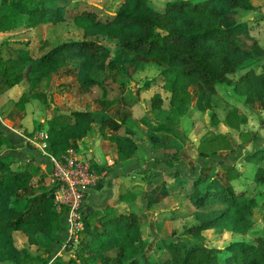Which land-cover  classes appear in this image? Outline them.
Returning <instances> with one entry per match:
<instances>
[{
    "label": "trees",
    "instance_id": "trees-1",
    "mask_svg": "<svg viewBox=\"0 0 264 264\" xmlns=\"http://www.w3.org/2000/svg\"><path fill=\"white\" fill-rule=\"evenodd\" d=\"M75 4L77 7L70 12ZM96 7L97 4L85 0H0V28L30 27L70 19L82 31L80 38L55 43L38 55L32 54L27 41L2 39L0 76L9 85L22 78L28 83H36L60 69L65 75L75 76L80 85H85L97 78L108 79L107 69H117L125 74L126 66L121 57L138 54L162 64L160 74L164 87L170 91L171 104L187 101L188 87L191 86L208 109L209 118L215 120V85L224 83L247 99H257L264 110V69L255 72L256 57L252 47L239 41V35L250 37L248 22L221 23L234 8L253 9L255 5L251 0H164L161 10L152 8L147 0H120L114 10L107 11L102 17L97 14ZM17 15H23L25 22L17 24ZM101 35L115 38L122 51L105 59L108 49L101 43ZM152 80L153 77L146 79L143 86ZM118 96V93L99 96L100 110L56 112L54 109L47 125V150L56 157L65 153L70 139L86 135L94 121L99 135L112 142L117 159L131 157L136 148L135 130L123 118L102 108L114 104ZM149 102L152 108H158L161 97L154 93ZM236 111V106H231L226 114ZM236 115L239 123L245 122L244 114L237 111ZM139 119L151 130L177 134L166 123L153 122L146 116ZM239 134L248 135L241 130ZM149 138L152 141L157 139L152 134ZM4 141L5 137L0 135V144ZM220 141L233 149V141L226 134H217L207 143ZM263 157L264 146L246 151L241 156L255 162ZM91 164L98 171L103 168L94 161ZM38 169L37 164L32 168L12 169L8 160H0V262L20 264L34 259L27 246L14 243V230L23 232L27 243L33 245L38 243V236L48 245L59 232L60 212L54 200L53 186L45 187V184H35L32 180L35 174L37 182L43 180L44 173H36ZM229 169V166L222 168L224 173L220 178L202 181L197 176L183 185L195 208V220L184 225L181 233L191 235L194 241L169 239L164 244L167 255L157 262L150 261L139 246L141 218H146L144 212H135L133 208L116 211L111 204L102 209L85 204L80 209L85 228L78 238L79 251L69 258V264H94L96 259L103 261L110 258L104 251L111 247L120 249L119 256L111 258L116 264H216L221 250L226 264H264V235L256 236L253 241L232 240L222 248L201 242L203 229L220 226L243 232L253 223L246 192L255 185L235 187L222 177L231 173ZM252 178L255 184L264 186V168L255 166ZM22 191L30 194L25 195L17 206L12 205V199ZM121 196L132 199L134 193L127 191ZM93 219H97L98 226L90 227ZM55 264L62 263L58 259Z\"/></svg>",
    "mask_w": 264,
    "mask_h": 264
},
{
    "label": "crops",
    "instance_id": "crops-1",
    "mask_svg": "<svg viewBox=\"0 0 264 264\" xmlns=\"http://www.w3.org/2000/svg\"><path fill=\"white\" fill-rule=\"evenodd\" d=\"M157 1L162 2L163 4L164 0ZM251 2L257 6L263 4L264 0H251ZM63 21L71 20L65 19L57 22H45L30 27H22V25H19L14 28H9V30L0 28V41L2 39H5L1 38L2 34L7 33V35L10 36L7 37V39L27 41L28 47L31 50L32 54L38 55L39 53L48 49L51 45L63 40H68V38L57 42L53 41L49 44V41L47 39L43 37L40 38V36H36L35 31L41 29V27H45L48 25H56L59 22ZM73 24L75 23L73 22ZM249 35L251 36L250 32ZM106 47L108 49V46ZM116 50L117 51L114 53V55L108 50V55L115 56L116 54L117 56V54L122 51L119 50V47ZM262 56H264V54H262ZM121 58V62H124L126 66L125 74H121L117 69L106 70L108 79L115 82L118 87V99L114 104L103 106L102 108L107 113H114L117 117L123 118L126 124L132 125L133 129L135 130L134 136L136 138V148L131 157L126 159H117L112 142L108 139L102 138L99 135L97 131V123L94 121L91 122V127L87 131L86 135L77 139H70V146L67 149V152H70L74 156L79 158H87L88 156H91V159L95 161L97 166H103L105 168L107 167L106 165L112 162V167L114 168V173L112 174L114 178H112L111 181L108 183L107 188L103 192H100L98 197L96 193L92 191V188H88L89 190L86 189V195L83 200V202L85 201V204H89L94 208L102 209L107 204H116L112 203L114 199L110 197L115 195L116 201L121 200V194L125 193V191L133 192L135 198L136 191L132 189L133 184H131L130 178L132 175L131 172L133 170H140L139 167L142 166V169H150L151 175H155L157 177V173H161L160 168L165 165L164 160H166V158L163 157H167L166 154L162 153L166 151V149L170 148L173 149V151L171 152V156L168 157V168H171L173 166V168L175 169L174 171L179 172L178 177L176 178V183L178 184V186H180V188H182L183 193H185L183 185L190 183V181L196 178L197 176L200 177L202 181L208 180L213 177L220 178L221 175H223L224 173L222 168L228 166L226 164L223 165V163L227 161H230V165H234L233 168L236 169V177L234 178V182L237 184V186L233 184L235 187L239 188L247 185H255L252 178L253 171H251L250 174H246L245 171L241 170L240 165L244 162H251L241 158L244 152H251L254 148L264 146V137H262L261 135L264 131V124H261L262 127H259V130L254 128L253 126H249L250 118L256 119V115L258 116L259 111L263 110L257 99H247L245 96L235 93L232 90L231 86L226 85L224 83L215 85V93H220L219 91H223V89H225L226 93L230 94L234 98L232 100L235 101L234 105L236 107H240L242 111H244L243 113L246 117L244 123L246 124V126H244V128H240L237 134L233 136L231 135V128H227V126L223 123L224 121H221V119L218 120V122L216 123V127L212 125H210L211 127H209L207 124V118L205 117L202 118V121L198 120L199 117L197 113H202V111L204 110L208 111V109L202 105L200 99L193 91L191 86L188 87L190 95L187 101L181 104H171L169 102L170 91L163 85L164 79L160 74V70L162 68L161 63L157 62L152 58L143 57L138 54H125ZM147 61H153L154 63H156V73L150 76H146L143 79H140V77L138 78L137 75L140 76L139 73L143 70L142 67ZM128 74L130 76H128ZM54 76L60 79L64 76L71 77L63 73H61V75L51 73L48 77H44L36 83H28L24 78H22L18 82L9 85L5 82V78L3 76H0V135H4L6 132H11V134H14L16 135V137H18V141L20 142V144L16 145L15 147L18 151L17 154L11 153V155L4 153L0 156V160H4L6 155L9 157V159L6 160L9 161V166L12 169L23 168L26 165L25 162L28 163L27 161L29 160V157H37L38 154L40 157L37 158V162H44V156L40 154V149L36 145L38 141H40V138L37 136V133L41 131L44 135H46L44 137V140H47V125L52 120L54 109H56V112L72 111L57 106L55 107L51 102L49 106V109H51V111L47 110V113L39 117L42 112L36 107H30L32 105V101L35 100L34 98H36L35 96L40 95L42 93L43 87L47 86L51 82L50 79ZM151 77H153V80L150 81L146 87L143 86L144 81ZM131 81L135 82V87L130 85ZM157 84L162 89L168 92L167 106L163 105V95L161 96L160 88H156V86L158 87ZM23 87H28V92H26ZM146 91H149V93L145 101H143L142 98H138L140 97L139 95L141 93ZM154 93H157L161 97V104L158 108H152L149 102V98ZM196 103V108H194L192 104L194 105ZM138 105L141 107L140 110H138ZM243 106L245 107V110ZM199 107H202L203 110H199ZM59 109L64 111H59ZM100 109L101 107L96 110ZM207 115L209 118V111L207 112ZM140 116H146L153 122L166 123L167 125L173 127L177 134L165 132L162 130H151L140 122ZM25 117L27 118V120L24 123ZM133 121L137 124V127L133 126ZM129 122H131V124H129ZM198 122L202 126V129L201 131L196 132L198 128ZM137 130H139L141 134L137 133ZM240 130L246 133L250 132L249 136H241L239 134ZM21 132L23 134H27L30 138L31 136L35 135L33 137V141L30 142L32 143L31 145L35 148V150L34 148L32 149L27 145L26 148L25 144L21 142L23 138L20 136ZM150 134L156 136L157 139L153 141L150 140ZM217 134H226L233 141V149L230 150L228 147L225 148L222 146H216L214 148L212 143H207V141L213 139ZM45 143L47 144L46 141ZM201 146H204V148H201ZM183 149V156H180V154L178 155L177 152H181V150ZM238 149L241 154V156L239 157L240 159L237 158ZM47 152L49 151L47 150ZM201 152H204V154L201 155ZM151 156L159 159L156 164H150L151 161L154 160ZM213 164L215 166L220 164L219 166H221L222 170L221 175L218 173V171H216L213 175L209 174V170L207 169V167ZM254 165L257 166L261 164H258L257 162L254 163ZM250 179L252 180V183L243 182V180ZM144 184L148 187L146 188V190L154 187V184L150 179H145ZM122 187L127 188L125 190H122ZM153 191L155 190H152V192ZM159 191L161 190L158 189L157 192ZM93 202L98 204L96 205ZM189 204L193 207L190 201ZM112 207L116 211H121L129 208L126 207L123 209H117L115 208V205H112ZM187 211L189 213L187 217L192 218L191 221L193 222L195 220L191 216V214L193 215V213H190L191 210ZM59 224L62 226L61 231L63 232V226L66 224L64 215L61 218ZM97 224V219H93L90 223V227H96L98 226ZM80 226H82V228H85V224L83 222L80 224ZM202 231L201 233L202 235H204V232ZM16 232H18V230H14L13 234ZM23 239H26V237ZM20 264H31V262L22 261Z\"/></svg>",
    "mask_w": 264,
    "mask_h": 264
},
{
    "label": "rangeland",
    "instance_id": "rangeland-1",
    "mask_svg": "<svg viewBox=\"0 0 264 264\" xmlns=\"http://www.w3.org/2000/svg\"><path fill=\"white\" fill-rule=\"evenodd\" d=\"M6 1V0H4ZM87 2H93L95 4H98L97 8V14L102 17L107 14V11L114 10L119 0H85ZM72 2V0H71ZM147 3L154 7L157 10L162 9V2H159L157 0H147ZM79 6V4H77ZM86 5V4H81ZM261 6V7H260ZM76 4L73 5V7L70 8V12L72 8H76ZM246 20L248 22V29L251 34L250 37H245L242 35H239V41L244 44L247 47H252L253 52L255 53L254 56L256 57V65H255V72L261 71L264 69V3L260 5H255L253 9H240V8H234L233 11L230 13V15H227L224 17V19L221 21L223 24L227 23H233L236 21ZM17 24L21 22H25V17L23 15H17ZM9 30V29H6ZM81 29L76 25L73 24L71 21H63L59 22L56 25H48L45 27H41V29H38L35 31L36 36H40V38H45L49 41V44L53 41L57 42L63 39H75L81 37ZM10 37L7 35V33L2 34L1 38H7ZM33 37V35H32ZM101 43H103L105 46H108V50L110 53H114L117 51L119 45L115 38L107 37L104 35L99 36ZM116 56V54H115ZM109 55L105 57V59H108ZM119 58V57H118ZM120 59V58H119ZM143 70L137 75V77L140 79L145 78L146 76H150L152 74L156 73L157 67L156 63L153 61H147L143 65ZM129 69V68H128ZM62 71L59 69L54 74L61 75ZM128 76H130L128 74ZM68 80V81H66ZM50 83L47 86H44L42 89V93L40 95H36L34 98L35 100L32 101V105L30 107H36L38 108L42 113L39 115V117L43 116L45 113H47V110L49 109L50 103L52 102L53 105L56 107L64 108L67 110H73V109H89V110H96L99 109L101 106L99 101V96L103 94H114L118 93V87L115 82L111 81L110 79L106 78H97L95 82L85 85H80L77 78L75 76L66 77L63 78H57L52 77L50 79ZM130 85L135 87V82H130ZM158 85V84H157ZM226 86V85H225ZM24 88V87H23ZM28 87H25L24 90L28 92ZM156 88H160L161 90V96L163 95V105L167 106L168 101V92L162 89L159 85ZM219 91V89H218ZM220 93H215L213 96V104L215 106V110L217 113V119L211 120L208 118L207 110L202 111V107H199V110L202 111V113H197L198 120L202 121L203 117L207 118V124L209 127L215 126L218 120L221 119V121H224L223 123L227 126V128H231V135L235 136L240 128H244L246 126L245 123H239L237 119H239L237 114V111L240 114H244L242 109L240 107H236L237 111L234 113H227L226 110L229 108L231 109V106H234L235 101H232L234 98L226 93L225 89L223 91H219ZM149 91L141 93L138 98H142L143 101H145L146 97H148ZM196 104H192L194 108H196ZM140 106L138 105V110H140ZM244 110L245 107L243 106ZM206 114V115H205ZM231 115V116H227ZM255 118H250L249 126H253L254 128L259 130V127H262L261 124H264V110H260L258 113V116L256 115ZM27 120L25 117L24 123ZM133 121V126L137 127V124ZM259 123V124H258ZM131 124V122H129ZM39 125V124H38ZM193 125V122H192ZM42 126V125H41ZM202 126L198 122V128L196 132L201 131ZM137 133H140L139 130H137ZM248 133V132H247ZM141 134V133H140ZM250 132L247 136H249ZM262 137H264V131L261 134ZM5 141L0 144V156L1 154H11L15 153L17 154V149L15 148L16 145L20 144L18 141V137L16 135L11 134V132H6L4 135ZM46 136V135H45ZM197 136V135H195ZM43 135H40V141H46L44 140ZM43 139V140H41ZM239 139V138H238ZM27 138H22V141L28 147L34 148L30 143L27 141ZM226 141V140H224ZM184 142V141H183ZM185 143V142H184ZM228 144V142L226 141ZM41 142L38 144L40 145ZM225 146L227 145L224 142H216L213 144V146ZM229 145V144H228ZM141 147V146H140ZM139 147V148H140ZM27 148V147H26ZM46 149V147H44ZM201 148H204V146H201ZM215 148V147H214ZM35 150V148H34ZM173 149H166L162 154H166L167 157L166 160H164L163 167L160 168L161 173H157V177L155 175H151L150 169L144 168L140 166V170H133L131 172V184H133L132 189L136 191L135 198L132 199H122L117 200L115 199V195L111 196L110 198H113L114 200L112 204L115 205V208L117 209H123L126 207L134 208L135 212H141L142 211L146 214V218H141L140 223V233H139V246L141 247V252H144L150 261L155 260L157 262V259H160L167 255L164 244L169 239L176 240V239H182L184 241H192L193 237L189 234H182L181 230L184 225L190 224L192 221V218H188L187 215H189L187 210H191L190 213L194 212V207H192L189 204V200L185 193L182 192V188L178 186L176 183V178L178 177V171H174L175 169L173 166L171 168H168V160L171 156V152ZM35 152V151H31ZM178 151V155L183 156L184 149L181 150V152ZM41 154V153H40ZM238 159L241 156L240 151L238 149ZM12 155V154H11ZM42 155V154H41ZM39 154L36 157H29L28 163L25 162V166L27 168H32L38 165L39 169L36 171V173L43 172V180L41 182H37L36 179L38 176L36 174L34 175V178L32 179L35 184H45L44 186H53V190L56 189L61 184V180H56L55 178H52L48 172V164L46 161L44 162H37V158H39ZM153 157V156H151ZM89 160L93 161L91 159V156H88ZM142 158V157H141ZM5 159H9V157L6 155ZM150 164H156V162L159 160L158 158L153 157ZM90 161V162H91ZM241 161V160H240ZM95 162V161H94ZM189 162V161H188ZM258 166H261L264 168V158L257 161ZM257 162H244L241 163L240 168L241 170L245 171L246 174H250L251 171H253L255 165L254 163ZM198 164V163H197ZM226 164L230 167L229 174L225 173L226 177H223L225 180H230L235 186L237 184L234 182V178L236 177V169L233 168L234 165H230V161L224 162L223 165ZM218 165H211L208 166L207 169L209 170V174L213 175L216 171L221 175L222 170L221 166ZM107 167H103L101 170L96 171L92 174V180L90 179L91 183L88 184V186L85 188L90 189L92 188V191L96 193L97 197L99 196L100 192H103L106 188L108 183L111 181L112 174L114 173V168L112 167V162L106 165ZM41 170V171H39ZM134 172V173H133ZM151 175V176H150ZM185 175V173H184ZM183 175V176H184ZM111 177V178H110ZM110 178V179H109ZM188 178V177H187ZM145 179L152 180L154 187L147 189V186L144 184ZM190 180V179H187ZM243 182H251L252 180H243ZM255 184V183H254ZM91 185V186H90ZM251 186V185H247ZM127 188V187H126ZM126 188L122 187V190H125ZM88 189V190H89ZM159 190V192H157ZM121 190V191H122ZM152 190H155L152 192ZM157 190V191H156ZM55 191V190H54ZM83 193V200L85 198L86 192ZM127 191H125L126 194ZM247 200L249 199V203L252 210V218L253 223L249 225V227L243 231V232H235L228 229H225L220 226L211 227L209 229L203 230L204 232L203 239L201 242H204L205 244L209 246H217V247H223L226 243L232 241V240H247V241H253L256 236L264 235V225H263V214H264V186L255 184V187L252 190H249L246 192ZM30 194L29 191H22L18 192L16 196L12 199L11 204L14 206H17L22 199L25 197V195ZM119 199V198H118ZM108 200V199H107ZM56 202V207L58 208L60 214H59V223L61 221V218L63 215L65 216V210L63 205L61 206L58 204V201ZM94 203V202H93ZM85 204V201L82 202V207ZM98 204V203H94ZM81 213L79 212V215ZM141 216V215H140ZM191 216L194 218V216L191 214ZM81 220V218H80ZM66 221V220H65ZM72 227L70 228L69 225L63 226V232L61 231L62 226L59 224V232L54 238L53 241L49 242V244L44 243V239L40 236H38V243L28 244L26 239H23L26 237V235L18 230V232L13 234V240L16 245H25L27 246L29 252L33 255L32 260H30L31 264H55L58 259H60V263L62 264H69V258L73 257L76 252L79 251L80 243L78 241V238L80 236V232L82 231V226L78 227ZM71 229V231L69 230ZM191 239V240H190ZM194 241V240H193ZM60 250V251H59ZM120 249L118 247H111L104 251V253L109 256L110 258H106L103 261H100L99 259H96L94 264H116V261L112 260V257H118L119 256ZM219 258L216 261V264H226L224 262V256L222 250L218 253ZM76 257V256H75ZM114 259V258H113ZM74 260L78 261L74 258ZM0 264H9V263H0Z\"/></svg>",
    "mask_w": 264,
    "mask_h": 264
},
{
    "label": "built area",
    "instance_id": "built-area-1",
    "mask_svg": "<svg viewBox=\"0 0 264 264\" xmlns=\"http://www.w3.org/2000/svg\"><path fill=\"white\" fill-rule=\"evenodd\" d=\"M45 135L39 131L37 136ZM20 136L27 138L29 142L33 141L27 134L20 133ZM42 137V138H44ZM43 140V139H41ZM41 142L40 145H38ZM44 156V161L48 164V172L52 178L57 181L61 180V184L53 190L54 200L58 204L63 205L65 212L66 225L69 227H78L82 223L80 220V209L83 202V193L88 184L91 183L92 174L96 171L90 160L87 158H79L70 152H65L56 157L44 148L45 141H38L36 144ZM70 227V228H71ZM69 230L71 231V229ZM60 251V250H59Z\"/></svg>",
    "mask_w": 264,
    "mask_h": 264
},
{
    "label": "water",
    "instance_id": "water-1",
    "mask_svg": "<svg viewBox=\"0 0 264 264\" xmlns=\"http://www.w3.org/2000/svg\"><path fill=\"white\" fill-rule=\"evenodd\" d=\"M59 111H64V110L59 109Z\"/></svg>",
    "mask_w": 264,
    "mask_h": 264
}]
</instances>
